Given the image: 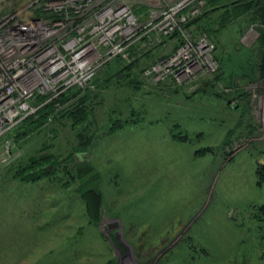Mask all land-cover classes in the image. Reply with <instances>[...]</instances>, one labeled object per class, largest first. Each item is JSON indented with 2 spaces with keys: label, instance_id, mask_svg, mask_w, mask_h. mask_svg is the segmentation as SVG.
Listing matches in <instances>:
<instances>
[{
  "label": "rangeland",
  "instance_id": "374dc122",
  "mask_svg": "<svg viewBox=\"0 0 264 264\" xmlns=\"http://www.w3.org/2000/svg\"><path fill=\"white\" fill-rule=\"evenodd\" d=\"M207 17L187 32L210 46L212 72L182 80L171 70L162 80L143 74L172 52L178 41L173 35L131 72L120 74L132 58L126 51L119 66L102 75L100 70V80L86 86L98 97L90 102L92 139L84 149H76L84 129H71L66 118H49L21 146L6 138L11 153L0 160V264H264V222L254 217L264 202V180L256 173L264 164V75L249 81L246 71H235L248 59L245 52L254 46L261 23L240 17L207 34ZM138 43L139 49L150 47L143 39ZM206 59L198 61L204 66ZM218 68L225 76L217 80ZM131 74L141 81L137 87L126 84L123 75ZM231 81L247 91V112L236 110L244 101ZM218 92H227L230 110L222 107ZM118 119L124 125L109 129ZM42 145L41 154L73 149L74 162L98 176L97 219L84 193L76 191L78 182L68 181L59 168L34 182L13 178L11 162ZM206 146L212 150L195 154Z\"/></svg>",
  "mask_w": 264,
  "mask_h": 264
},
{
  "label": "built area",
  "instance_id": "2783aa9c",
  "mask_svg": "<svg viewBox=\"0 0 264 264\" xmlns=\"http://www.w3.org/2000/svg\"><path fill=\"white\" fill-rule=\"evenodd\" d=\"M203 5L204 0H0V160L11 153L9 139L2 138L26 116L70 87L88 86L106 62L127 58L139 39L153 46L177 36L176 48L143 72L155 80L168 70L180 80L212 72L210 46L192 40L186 25ZM199 56L207 58L204 66ZM37 95L45 99L36 103Z\"/></svg>",
  "mask_w": 264,
  "mask_h": 264
},
{
  "label": "trees",
  "instance_id": "16d2710c",
  "mask_svg": "<svg viewBox=\"0 0 264 264\" xmlns=\"http://www.w3.org/2000/svg\"><path fill=\"white\" fill-rule=\"evenodd\" d=\"M219 10V15L215 14L214 16L213 14L211 16L212 13H216ZM206 16H208V27L205 31L207 34L218 31L222 27L226 28L232 23L234 19L240 17H244L245 20H250V22L261 23V26L258 30L259 35L254 42V46L250 47L248 52H245L248 56V59L244 60V62L240 64L238 68L235 69V71H246V73L243 75V78H248L249 81H252L255 78H262L264 75V56L262 57V52L264 50V0H204V5L201 12L196 17L192 18L186 23L187 27L190 29V26H194L195 30L199 29L198 27L200 26H198V23L200 24V19ZM213 22L218 25L217 28H213ZM170 37L172 36H168L167 38ZM167 38H165V41L167 40ZM178 43L179 42L177 41L172 51L176 48ZM159 44L150 46L148 48L145 47L144 49H139L138 42L130 45L127 51L132 56L130 62H128V65L131 67L121 66L120 74H123L126 69L129 72L130 69L134 67L137 68L139 63L138 60L140 58L142 60L145 56L148 55L150 51H153V49ZM238 54L239 53H237L236 56ZM115 59L116 61L113 62V66H111V62ZM240 59L241 57H239V60ZM120 61L121 60H119V57H115L106 62L104 66L100 69L103 70L100 75H102L103 72L108 73L110 72L109 69H113L119 66ZM240 61L238 62V64L241 63ZM221 71V68H218L216 70L214 79L218 80L224 78L223 76L225 75ZM98 74H96L94 77L95 82H98L100 80V78H98ZM227 75L231 78H234L236 77V75H239V73H236V75L228 73ZM123 77L127 81L126 84L130 88L137 87V82L141 84V81L137 77H134L132 74L130 75V78H128L129 76L126 77L125 75H123ZM109 79L111 78H107V80ZM100 84L103 85L102 82ZM229 84V87H232L233 91H235V96H237V98L241 100L243 99L242 101H244L243 105H240L238 103L235 106L237 107L236 110L238 109V107H242L243 110L247 112L246 110L249 109L248 102L246 101L248 97L247 91L239 88L235 81H231L229 82ZM95 92V89L91 90L86 87L78 86H73L66 89L53 99L39 106L34 113L26 116L2 139L11 136L13 142H16L18 146H21L22 143L25 142V140L28 139L29 136H33L34 134L38 133L40 128L44 125L45 122L48 121L49 118L52 117L55 121H57L58 118H66L71 124V129L75 130L78 126L82 128L81 130L84 129V134L79 135L80 142L76 147V149H84L92 139L88 137V120L90 113H92V110L90 109V102L92 101L93 97H98L97 92ZM226 93L218 92V95L222 99V107L228 110L229 101L227 100L228 94ZM44 99V95H37L35 101L37 103L43 101ZM124 123L125 120L118 119L111 124L109 129L113 130L122 127ZM248 129H253V126L250 125ZM248 133H250V130L249 132H247V134ZM174 137L175 139L183 142H186L188 140V137L186 135L176 134ZM235 137H238V135H236ZM227 143H229V140ZM43 148L44 145L39 146L32 154H29L25 159H16L11 162L8 170L12 173L13 178L20 181L34 182L40 180L41 178L49 177L54 173L56 174L57 170L54 169L59 168L58 170L61 171L59 173H61L63 176H68V181H70L71 179V181L73 182L74 180L78 182L76 186V191L84 193L85 203L87 205L88 210H90V212L92 213L90 216H92V218L94 219H97L101 207V199L99 190L97 189L98 176L94 173V171L91 170L92 168L86 166L85 164V167H83L82 165L75 163L72 156L74 153L73 149L70 152H67L66 154L55 155L51 152L41 154ZM211 150L212 148L209 146L201 147L195 150V154L198 155ZM81 152L82 151L75 150V154L79 156L80 159L84 158ZM256 173L258 174V181L261 183V180H264V164H259L256 166ZM254 217L257 220L264 222V202L256 206ZM261 257L263 258L264 263V243L262 245Z\"/></svg>",
  "mask_w": 264,
  "mask_h": 264
},
{
  "label": "bare ground",
  "instance_id": "6f19581e",
  "mask_svg": "<svg viewBox=\"0 0 264 264\" xmlns=\"http://www.w3.org/2000/svg\"><path fill=\"white\" fill-rule=\"evenodd\" d=\"M83 9H84L85 11L87 10V8H86V7H84ZM22 41H24V42H25V41H26V39L24 38Z\"/></svg>",
  "mask_w": 264,
  "mask_h": 264
},
{
  "label": "water",
  "instance_id": "95a60500",
  "mask_svg": "<svg viewBox=\"0 0 264 264\" xmlns=\"http://www.w3.org/2000/svg\"><path fill=\"white\" fill-rule=\"evenodd\" d=\"M129 66V65H128Z\"/></svg>",
  "mask_w": 264,
  "mask_h": 264
}]
</instances>
